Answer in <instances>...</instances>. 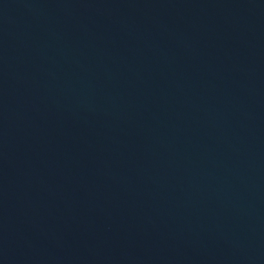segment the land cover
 I'll list each match as a JSON object with an SVG mask.
<instances>
[{
    "label": "water",
    "instance_id": "1",
    "mask_svg": "<svg viewBox=\"0 0 264 264\" xmlns=\"http://www.w3.org/2000/svg\"><path fill=\"white\" fill-rule=\"evenodd\" d=\"M0 264H264V0H0Z\"/></svg>",
    "mask_w": 264,
    "mask_h": 264
}]
</instances>
